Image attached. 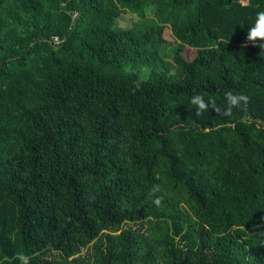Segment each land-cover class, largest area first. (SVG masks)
I'll return each instance as SVG.
<instances>
[{"label":"trees","instance_id":"trees-1","mask_svg":"<svg viewBox=\"0 0 264 264\" xmlns=\"http://www.w3.org/2000/svg\"><path fill=\"white\" fill-rule=\"evenodd\" d=\"M260 10L0 0V264H264Z\"/></svg>","mask_w":264,"mask_h":264},{"label":"clouds","instance_id":"clouds-1","mask_svg":"<svg viewBox=\"0 0 264 264\" xmlns=\"http://www.w3.org/2000/svg\"><path fill=\"white\" fill-rule=\"evenodd\" d=\"M249 44L253 46H258L264 50V10L257 11L255 14V20L251 27L247 29L246 38L244 42V47ZM226 100V107L218 106L215 99L209 98L208 101L205 100L204 96L201 94H195L191 98V104L196 106V115L200 116L203 112L208 111L209 108L217 113H222L225 116H231L232 110L243 109L249 102L250 98L244 93H236L228 90L224 93ZM160 185H153L150 195L154 197L153 203L159 207L162 204L163 196L158 195L161 192ZM16 260L19 264H30V256L22 252L16 254Z\"/></svg>","mask_w":264,"mask_h":264},{"label":"rangeland","instance_id":"rangeland-1","mask_svg":"<svg viewBox=\"0 0 264 264\" xmlns=\"http://www.w3.org/2000/svg\"><path fill=\"white\" fill-rule=\"evenodd\" d=\"M123 17H124V19L126 20V23H124L125 26H126L127 24L130 25V24L132 23L133 20H132V18L130 17V15H128V14H127V15H123ZM167 35H168L170 41H171L172 43H175V40H174V37L172 36L171 31H169V32L167 33ZM186 54L192 56V55H194V51L190 50V48H189V49L186 50Z\"/></svg>","mask_w":264,"mask_h":264},{"label":"built area","instance_id":"built-area-1","mask_svg":"<svg viewBox=\"0 0 264 264\" xmlns=\"http://www.w3.org/2000/svg\"><path fill=\"white\" fill-rule=\"evenodd\" d=\"M57 42H59L58 38H56Z\"/></svg>","mask_w":264,"mask_h":264}]
</instances>
